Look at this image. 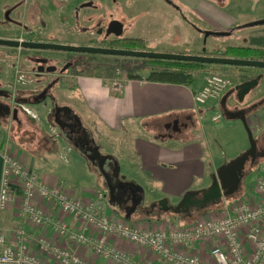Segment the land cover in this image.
<instances>
[{
	"label": "crops",
	"instance_id": "crops-1",
	"mask_svg": "<svg viewBox=\"0 0 264 264\" xmlns=\"http://www.w3.org/2000/svg\"><path fill=\"white\" fill-rule=\"evenodd\" d=\"M179 1L195 14L202 30H228L257 17L254 13L253 15H243L239 12L243 7L247 8L245 2L241 0ZM177 12L185 24L192 25L188 17H184L179 10ZM193 29L198 33V37L195 39L196 42H191L190 45H196L197 48L191 49L194 53H200L204 42L198 44L197 40L204 39L203 33L195 27ZM260 37H264V27H248L240 31L239 35L231 40L235 44L216 41L211 45L212 49L229 45L264 48L255 39ZM209 40L210 37L207 38L208 45H210ZM171 51L184 52L181 50ZM185 51L188 52V50ZM223 67L227 72L234 73V85L219 100H210L205 104H198L194 100V92L206 83V76L209 73L204 72H198L195 85L188 87L182 84L150 81L147 77L150 74L151 66L140 68L137 72L132 73L135 77L130 78L129 76L124 80L122 92L118 93L111 85V80L109 82L99 73L82 71L75 77L74 83L66 87L69 98L72 100V103L67 104L75 109L76 113L83 109L85 110L84 113H89L88 116H95L107 128V133H111L116 139L117 152L107 155L113 156L117 161L119 179L134 182L143 188L144 207L146 209H154L162 201H167L169 206L177 207L188 195L201 193L210 187L203 186L202 183L210 179L214 180L213 178L216 177L215 168L218 165L216 158L212 159L205 147L210 139L206 134L205 126L207 124L204 123V118L211 109L221 111L225 120L230 122H242V120L226 115V111L246 113L248 123L249 116L247 113H264V71L258 70L256 73H250L235 66ZM256 77H259L258 84L244 97V100L239 101L238 91L235 90V87L243 81L252 80ZM231 91L225 111L222 107V99ZM66 95L67 93L64 96ZM38 105L29 106L33 108L32 106ZM22 109L28 113H32V111L36 113L35 110L31 111L26 107ZM11 116L0 117V124L5 125V122L10 119L19 118V114ZM81 116L87 117L83 114ZM33 118L39 120L38 116ZM175 124L180 129L175 128ZM2 141L4 145H8L10 151L23 164L31 169L38 168V162L27 151L18 145L16 146L12 140L10 143L7 142L6 137H3ZM107 162L106 168L110 172V168H115L114 160ZM2 173L3 156L0 147V186ZM40 175L45 183L65 190L70 196L79 198L84 202L95 198L96 192L101 188L97 177L90 183V186L80 190L50 173H40ZM198 186L200 187L197 188ZM15 192V200L4 211L2 221L9 243L15 245V231L18 227L24 226L29 233L30 250L37 253L47 263H56L55 260L40 252V239L46 238L63 246L71 245L69 242L61 240L50 226L36 227L26 223L20 216V203L23 193L19 182H16ZM34 202L53 219L63 220L74 230L80 231L82 229L83 225L75 214H66L58 206L39 197H36ZM105 204L112 217L126 220L133 225H142L144 228L153 226L168 228L171 225H186V223L179 224L183 222L179 219L181 212L154 209L149 210V216H141L136 213L133 216H126L120 210V205L110 201L108 197H106ZM171 214L177 215V217ZM88 233L95 238L105 240L118 249L127 251L136 260L147 262L145 259L148 258L150 261L158 263V260L149 258L145 254L144 248L138 246L137 248L132 243L120 240L117 236L105 235L94 228L90 229ZM79 251L85 257L92 258L99 264H114L108 259L97 256L89 247H80ZM202 257L205 258L206 254L203 253Z\"/></svg>",
	"mask_w": 264,
	"mask_h": 264
},
{
	"label": "rangeland",
	"instance_id": "rangeland-1",
	"mask_svg": "<svg viewBox=\"0 0 264 264\" xmlns=\"http://www.w3.org/2000/svg\"><path fill=\"white\" fill-rule=\"evenodd\" d=\"M16 1L18 0H3L0 2V4H2L0 7L4 9L6 6H4V4L12 5ZM34 1L35 0H27V3L30 4ZM89 1H94L96 5H98L97 13L99 14L96 13V10L93 11L91 8H86V3H89ZM60 2L62 6L65 1L38 0L40 10L36 11V14H43V12L49 14V23L57 25L61 23L58 17H60L59 15L63 11V15L67 18V27H69V25L74 24L72 15L75 8H78L79 15L81 16L79 19L80 25L83 28L89 27V29L86 30L95 29L96 22L94 21L98 15H100V17L102 15H106L107 17L112 15L113 17L122 19V22L126 25L125 34L145 39L148 50L170 53H181L171 51L181 50L186 52H183L184 54H199L192 52V49L197 47L196 45H190V43H195V39L198 37V33L193 28L195 27L197 30H201V28L198 25L195 14L179 0H175V2L180 7L181 12L191 21L192 25L190 26L184 23L177 9L168 4L165 0H74L73 2L67 0L65 10L58 7ZM239 12L243 15H253V13L254 15L263 14L264 2L259 3L256 8L253 6H249L248 8L243 7ZM245 22L250 23L253 21ZM87 35L91 34L87 33L83 36L78 34L74 35L68 32H61L60 29L57 28H50V30L46 31V38L49 41H52V39L55 38L54 36H56L58 40H82L83 42H90L91 38H88ZM236 36L211 35L209 40L210 45L207 43L204 45V39H198L197 43H203L202 48L206 47L211 52V44L216 41L225 42V44H235V42L231 40L235 39ZM92 41L101 43V38L99 37L98 40ZM185 50H188V52ZM67 54L73 56L83 55L85 57L84 62L87 63L82 67L85 72L99 73L105 79H108V81L111 80V82L112 78L114 76H119L118 74L120 73L125 75L127 72L134 73L140 68L152 66L150 61L146 60V58L125 59L103 54L78 52H69ZM124 62L127 68L123 66ZM257 69L264 71V68ZM211 71H213L212 73H220L231 77H233L234 74L232 72H227L223 66L214 67ZM67 83L69 85L73 84L70 80H68ZM55 92L60 95V105L72 103V100L69 98L68 90H59L57 88ZM65 93H67L66 96H64ZM17 107H26L31 111L35 110L36 113H33V111L32 113L23 111L22 113H18L19 118L16 120L10 119L8 122H5V125L1 123L0 130L2 139L6 137L7 142L9 141L10 143V140H12L16 146L18 145L27 151L39 164L38 168L33 170L39 174L50 173L60 177L64 182L80 190L90 186V183L97 177L101 186L100 191L103 193L107 191L105 180L97 167V163L86 159L82 151L72 141L67 139L65 133H63L55 123L53 113H50V107L48 108L45 102L38 106H32L33 108L29 105H17ZM73 110L75 111V109ZM84 111L85 110L82 109V111H80L81 113L79 112L77 114L81 117L84 125L90 130L91 137L95 140L102 154L116 153L117 142L114 136L111 133H107V128L101 124L95 116L90 117L88 116L89 113H84ZM216 112L217 109H211L210 113L204 118V123L207 124V126H205L207 131L206 134H208L210 139L208 144H205V147L208 149L207 152L209 156L212 159L216 158V162H218L215 168L216 177L213 178L214 180L210 179L202 183L203 186L210 187L213 185L214 181L218 179V173L222 167L246 155L250 148V141L244 124L241 121H227L223 116L220 121L213 122L212 117ZM82 114L87 115V117H82ZM247 114L249 116L248 125L252 130L258 148L254 165L251 166V163L247 162L244 168L245 175L240 180L236 190L229 194H224L216 203H211L203 209L194 210L191 216L180 214L179 216L181 218L179 219L183 222L179 224H192L198 220L208 219L211 216H222L226 209V205L232 204L240 199L248 201L254 197L255 179L260 171V166L264 163V113ZM34 116H38L39 120L33 118ZM0 147L2 149L4 148V142ZM6 147L9 148L8 145ZM225 191L226 190H223V192ZM171 215L177 217V215ZM139 227L144 228L142 225H139ZM151 228L160 229L162 227L153 226ZM133 246L137 247L134 244ZM145 250V254H147L149 258L158 260L152 252L147 249ZM145 260L149 264H156L155 261H150L148 258ZM158 264L161 263L158 262Z\"/></svg>",
	"mask_w": 264,
	"mask_h": 264
},
{
	"label": "built area",
	"instance_id": "built-area-1",
	"mask_svg": "<svg viewBox=\"0 0 264 264\" xmlns=\"http://www.w3.org/2000/svg\"><path fill=\"white\" fill-rule=\"evenodd\" d=\"M234 82V78L229 75L209 73L204 86L194 92V100L198 104L219 100ZM113 88L121 93L123 82H114ZM222 116V112L217 111L213 121H220ZM6 146L2 149L0 186V264H52L30 250V237L24 226L15 231V245L9 243L2 221L4 211L15 200L16 182L20 183L23 193L20 203L23 220L36 227H52L61 240L71 245L63 246L46 238L40 239V252L55 260L54 264H99L82 255L80 247H89L97 256L114 264H149L134 259L127 251L103 239L91 236L88 231L93 228L149 250L161 264H264V163L255 179V195L252 199H240L226 205L222 216L153 229L140 228L126 220L112 217L107 211L106 196L100 190L96 192L95 198L84 202L70 196L65 190L45 183L38 172L26 167ZM36 197L58 206L66 214L78 216L82 229L74 230L63 220L53 219L36 205ZM203 253L206 254L205 258L202 257Z\"/></svg>",
	"mask_w": 264,
	"mask_h": 264
},
{
	"label": "flooded vegetation",
	"instance_id": "flooded-vegetation-1",
	"mask_svg": "<svg viewBox=\"0 0 264 264\" xmlns=\"http://www.w3.org/2000/svg\"><path fill=\"white\" fill-rule=\"evenodd\" d=\"M3 0H0L2 2ZM64 4L61 6L58 5L60 9L65 10L67 6V0H64ZM73 2L74 0H68ZM168 4L175 7V9L180 10V7L176 4L175 0H165ZM245 2V5H247V8L249 6H253L256 8L259 3H263L264 0H241ZM6 5V6H5ZM86 8H91L93 11L96 10L98 5L94 1H89V3H86ZM2 6V4H0ZM3 7H0V39L4 40H12V41H19V42H36V43H56V44H67L70 45H88V46H99V47H108V48H117V49H135V50H142L139 48H126L125 46H113L112 43L115 41L119 42H126L128 39L135 38V39H143L138 37H130L129 35L125 34L126 25L122 22V19L119 17H113L112 15L107 17L106 15H98L95 18L96 22L95 29L94 30H86L89 29V27L83 28L80 25L79 19V9L75 8V11L72 15L74 19V24L69 25L67 27V18L62 13L59 15V20L61 23L57 25H53L52 23H49V14H46L43 12V14H36V11L40 10V4L38 3V0H35L33 3L28 4L27 0H18L12 5L4 4ZM84 6V5H83ZM44 11V10H43ZM99 14V13H97ZM184 17V13H182ZM257 17L253 19L252 21H260L264 20V13L263 14H255ZM255 20V21H254ZM112 21H118L122 24V33L120 35H117L115 33L108 34V28L110 26V23ZM252 23V22H250ZM246 24L235 26L228 30L223 31H213V32H230L228 35L224 36H230V35H239V32L243 29H246L248 27H254V26H246ZM264 25H257L256 27H260ZM119 28L121 26L118 25ZM51 29H60L61 32H68L69 34H78L80 36H83L84 34L90 33L91 35H87L88 38H91L90 42H83L82 40H58L56 36L52 39V41H49L46 38V31ZM69 29V30H68ZM117 29V27H116ZM203 33L204 38V45L207 43V39L205 40L204 31L205 30H198ZM210 31V30H208ZM214 36V35H213ZM101 38V43H96L92 40H98V38ZM210 37V36H209ZM208 37V38H209ZM145 40V39H144ZM65 41V42H64ZM146 41V40H145ZM127 46V45H126ZM233 45H229L226 47H217L213 48L212 51L217 49H224L227 47H231ZM235 46V45H234ZM206 48V47H204ZM201 49V52L199 54H206L207 51H209L206 48V51H203ZM64 52V53H63ZM72 51H62V50H55V49H45V48H31V47H15V46H5L0 44V113H11V117L16 116L18 113H22L23 109L20 107H17V105H37L45 102V104L50 107V113H53V119L55 123L59 126V128L65 133L67 139L72 141L85 155L87 159V155L91 154V150H87L86 146H82L81 142L82 140L79 139L82 138H88L90 140V145L92 146H98L95 143L91 141L93 137H91L90 130L84 125L82 119V126L83 128L79 133L75 132V129L71 127L72 124L76 123L74 119L68 118V116L65 114L66 112L63 110H58V107H65L68 105H60V95L55 92V90L58 88L59 90H66V87L69 85L67 83L68 80L74 83L75 77L84 71L82 67L87 64L84 62L85 57L83 55H70L67 54ZM82 53V52H78ZM111 56V55H108ZM112 57H119V58H131V57H125V56H112ZM125 62L123 63V66L126 67ZM127 68V67H126ZM125 72V71H124ZM127 72V71H126ZM119 76H114L112 78L111 85H114V82H123L124 80L129 77L130 73L127 72V74H118ZM40 99L39 103H34L35 99ZM7 106L10 107V109L7 108ZM70 107V106H68ZM71 108V107H70ZM72 109V108H71ZM10 110V111H9ZM14 113H17L16 115ZM59 113L58 119L63 122V126L57 123L56 121V114ZM72 115L76 112L72 109ZM77 114V113H76ZM78 115V114H77ZM177 129H180L178 125L175 124ZM87 130V134H83V130ZM89 160V159H88ZM255 159H252V157H249L246 161L251 163V166L254 165ZM91 161V160H90ZM97 163L98 167V161H95ZM108 163V162H107ZM107 163L105 164L106 171L111 175L112 181L116 183L119 181V177H115L114 175V169L110 168V172L107 170ZM99 169V168H98ZM100 171V170H99ZM101 173V172H100ZM102 174V173H101ZM103 175V174H102ZM245 175V169L243 170V176ZM105 180V184L107 187V191L105 193V196L109 198L110 201H113L120 206V210L128 216V207L131 205V200H128V196L131 195V191H123L121 189H118L115 193V197L112 199L110 196V188L108 186L107 180L103 176ZM126 198V199H125ZM203 203V192L198 194L191 195V199L186 204L180 214L183 215H191L192 212L196 209H202ZM162 205H158L154 207V209H162ZM153 208L146 209L144 207V202L141 203L136 207V210L133 211L132 215L134 213L139 214L141 216H149L150 211L154 210Z\"/></svg>",
	"mask_w": 264,
	"mask_h": 264
},
{
	"label": "water",
	"instance_id": "water-1",
	"mask_svg": "<svg viewBox=\"0 0 264 264\" xmlns=\"http://www.w3.org/2000/svg\"><path fill=\"white\" fill-rule=\"evenodd\" d=\"M121 26V28L118 27ZM264 25V20L255 21L248 23L246 26H257ZM117 27V29H116ZM115 33L120 35L122 33V24L118 21H112L108 28V34ZM230 32H213V31H204L205 40L211 36H224L228 35ZM0 44L5 46H15V47H31V48H45V49H55L62 51H72V52H82V53H91V54H103L111 56H125L131 58H146V59H163V60H173V61H185L193 63H204V64H214V65H223V66H235V67H253V68H264V60L260 59H250V58H239V57H230V56H216V55H207V54H184V53H170V52H155L151 50H135V49H117V48H108V47H99V46H88V45H70V44H56V43H36V42H19L12 40L0 39ZM206 51V48L203 49ZM259 77H256L252 80H247L239 83L235 90L238 91L239 101L244 100V97L251 92V90L258 84ZM232 91L227 93L222 99V107L224 110H227V100ZM40 99L36 98L34 103H39ZM10 109L9 106H7ZM58 110L65 111L68 118L74 119L76 123L72 124L71 127L75 129L76 133H79L82 126V121L79 115L76 113L72 115V109L68 106L58 107ZM10 111V110H9ZM15 115L17 113H14ZM11 113H0V117L9 116ZM226 115L230 117L240 118L247 130L250 148L246 155L240 159L225 165L219 170L218 179L214 181L213 185L208 189L203 190V203L202 208L206 207L211 203H216L224 194H229L237 189L238 184L243 176V170L246 165V161L249 157L252 159L256 158L257 154V142L253 136L252 130L248 125L246 113H231L226 111ZM59 113L56 114V121L63 126V122L59 119ZM176 128V127H175ZM83 134H87V130H83ZM82 146H86L87 150H91L92 153L87 155V159L92 162L98 161V168L107 180L108 186L110 188V196L113 199L115 193L118 189H121L125 192L131 191L132 196H128V200H131V205L128 207L129 216L132 215L133 211L136 210V207L144 202V190L143 188L131 181H123L119 179L116 183L112 181L111 175L106 171L105 164L108 160H114L115 168L114 175L115 177L119 176V167L117 161L113 156L102 154L98 146L90 145V140L88 138H82ZM95 143L94 139H91ZM223 190H226L223 192ZM193 195V194H192ZM126 199V198H125ZM191 199V195H188L183 201L177 206H169L167 201H162V209L164 211H174L181 212L182 208L188 204Z\"/></svg>",
	"mask_w": 264,
	"mask_h": 264
},
{
	"label": "trees",
	"instance_id": "trees-1",
	"mask_svg": "<svg viewBox=\"0 0 264 264\" xmlns=\"http://www.w3.org/2000/svg\"><path fill=\"white\" fill-rule=\"evenodd\" d=\"M259 45L264 47V37L255 38ZM113 46H125L126 48H139L148 50L147 42L144 39H128L125 43L115 41ZM127 45V46H126ZM203 53V52H201ZM207 55L216 56H230L239 58H250L264 60V48L244 47V46H231L224 49H217L214 51H207ZM151 63L150 74L147 79L154 82L182 84L188 87H193L196 82L197 73H212L211 69L219 67L214 64L193 63L185 61H173L163 59H146ZM240 70L250 73H256L257 68L253 67H238ZM253 71V72H251ZM130 78L135 77L130 73Z\"/></svg>",
	"mask_w": 264,
	"mask_h": 264
}]
</instances>
